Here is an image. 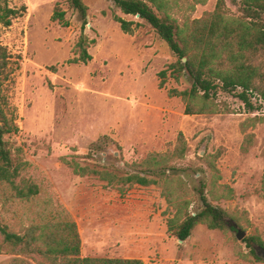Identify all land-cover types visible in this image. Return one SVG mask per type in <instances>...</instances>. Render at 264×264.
Masks as SVG:
<instances>
[{"label": "rangeland", "instance_id": "obj_1", "mask_svg": "<svg viewBox=\"0 0 264 264\" xmlns=\"http://www.w3.org/2000/svg\"><path fill=\"white\" fill-rule=\"evenodd\" d=\"M217 1L198 4L186 16L200 18ZM84 2L86 23L71 0H0V11L17 10L10 26L0 23V44L8 53L0 77H9L3 90L18 127L3 138L13 157L26 163L16 182L39 189L25 201L0 186L4 223L19 231L31 218L41 220L36 214L42 210L48 215L61 206L77 222L83 256L140 258L146 264H264L251 252L260 245L245 240L264 242V120L251 122L264 117L260 95L252 97L261 105L252 112L220 90L221 112L187 114L185 101L170 91L190 89L193 78L186 69L179 79L173 76L170 65L178 57L152 27L142 21L126 33L113 14L133 16L111 0ZM226 6L228 14L242 15L233 0ZM57 10L65 12L63 21L53 18ZM82 32L92 40V58L70 63L80 54ZM261 60L264 69V55ZM163 69L169 70L160 87ZM180 133L187 151L173 165L192 192L190 209L201 208L198 188L206 182L212 203L229 213L225 231L198 224L181 242L168 235L170 214L159 185H108L98 175L76 174L72 166L125 175L149 153L173 151ZM222 184L233 188V198L221 194ZM234 224L245 232L242 239ZM13 256L0 254V263Z\"/></svg>", "mask_w": 264, "mask_h": 264}, {"label": "trees", "instance_id": "obj_2", "mask_svg": "<svg viewBox=\"0 0 264 264\" xmlns=\"http://www.w3.org/2000/svg\"><path fill=\"white\" fill-rule=\"evenodd\" d=\"M111 1L123 14L135 18L126 19L113 14L114 20L124 32L133 33L143 24L142 21L148 23L178 57L170 65L173 76L179 79L186 69L193 78L190 89L170 91L171 95L181 96L185 101L187 114L221 112L216 101L220 90L234 94L248 111L253 112L261 107L252 100L256 93L264 103V69L261 60L264 55V0H233L242 10V15L237 17L228 14L226 0H218L214 11L205 12L200 18L186 14L194 12L198 4H206L208 0ZM71 5L86 23L88 6L84 0H71ZM16 14L17 10L13 8L1 7L0 23L10 26ZM179 14L183 17H179ZM64 17L65 12L58 10L53 16L60 21ZM91 43L92 40L82 32L76 43L80 54L68 61L87 63L92 58L88 50ZM184 57L187 58L186 62L183 61ZM7 65V49L0 44V70H4ZM168 70L159 72L162 78L160 87L168 76ZM8 79L0 77V186H6L20 200L32 201L39 193L38 186L16 182L26 163L13 157L3 138L5 134L18 129L14 112L3 90V84ZM251 119L255 124L263 121L264 117L255 115ZM243 130L246 131L247 127H243ZM186 146L185 138L180 133L173 151L151 152L141 162L130 164L132 171L125 175L107 169L84 167L78 163L72 166L76 174L98 175L108 185H159L170 214L167 219L169 236L184 241L198 224L225 231L228 229L229 213L212 203L206 182H202L198 188L201 208L197 211L190 209L192 192L186 180L178 173L179 168L173 165L174 160L185 156ZM220 189L225 198L234 197L230 185L222 184ZM36 215L41 220L31 218L18 231L5 224L0 214V254L14 255L0 264H146L140 258L83 256L77 222L61 206L53 208L48 215L45 210ZM245 240L250 247L253 242L264 248V242L259 238L251 236ZM251 252L258 260H264L254 248Z\"/></svg>", "mask_w": 264, "mask_h": 264}, {"label": "water", "instance_id": "obj_3", "mask_svg": "<svg viewBox=\"0 0 264 264\" xmlns=\"http://www.w3.org/2000/svg\"><path fill=\"white\" fill-rule=\"evenodd\" d=\"M137 17H139V15H137ZM183 61L186 62V57L183 58ZM234 227L237 229L238 239H242L245 235V232L242 231V229L239 228L236 224H234ZM180 241L182 242L183 240L180 239ZM257 253H258V255H260L264 258V248L263 247L257 246Z\"/></svg>", "mask_w": 264, "mask_h": 264}]
</instances>
